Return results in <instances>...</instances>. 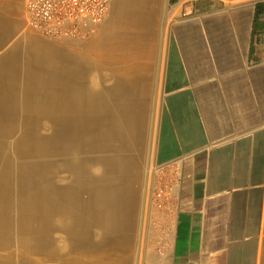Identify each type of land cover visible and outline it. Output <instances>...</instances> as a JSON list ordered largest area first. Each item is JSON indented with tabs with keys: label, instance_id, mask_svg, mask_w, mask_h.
I'll list each match as a JSON object with an SVG mask.
<instances>
[{
	"label": "crops",
	"instance_id": "obj_1",
	"mask_svg": "<svg viewBox=\"0 0 264 264\" xmlns=\"http://www.w3.org/2000/svg\"><path fill=\"white\" fill-rule=\"evenodd\" d=\"M1 28L9 38L0 39V120L11 107L76 100V68L64 70L41 53L31 58L36 42H50L26 26L24 0H0ZM93 33L102 43L94 72L103 77L105 117L101 104L91 105L88 122L90 130L103 123L106 139L102 146L92 138L99 145L88 174L72 175L80 197L70 247L77 251L78 238L88 236L86 251L97 246L104 256L99 264H264V0H111ZM161 55L149 172L172 192L163 210L145 214L143 136L138 161L128 145L136 136L130 113L114 115L136 109L137 92L143 107L150 80L159 83ZM6 121L0 138L11 145L15 130ZM10 155L3 152L1 169ZM8 166L13 172V159ZM55 235L66 243L62 231Z\"/></svg>",
	"mask_w": 264,
	"mask_h": 264
},
{
	"label": "bare ground",
	"instance_id": "obj_2",
	"mask_svg": "<svg viewBox=\"0 0 264 264\" xmlns=\"http://www.w3.org/2000/svg\"><path fill=\"white\" fill-rule=\"evenodd\" d=\"M5 38L8 40L9 32L5 34L1 28L0 39ZM63 39L36 42L28 51L33 54L31 58L41 53L48 57L49 63L63 66L64 70L70 66L78 70L74 75L75 88L80 92L76 94V100L68 102L64 99L62 106L56 107H11L0 120V130L8 128L7 119L10 128L15 130L11 145L0 138V157L4 151L12 152L1 159L3 169L0 168V251L15 249L10 256L0 255V261L5 263L99 264L103 261L104 256L97 246L92 245L86 251L88 236L78 238L77 251L70 247L74 228H77L75 216L77 198L80 197L77 192L73 194L77 182L72 175L88 174L91 165L88 161L93 159L91 154L99 145L92 138L99 139L102 146L106 139L103 123L98 130H90L88 122L91 105L101 104L102 122L105 117L103 92L98 88L103 77L94 72L103 63L101 37L84 44L60 42ZM62 78L69 77L64 75ZM135 94L137 108L118 109L114 116L120 118L130 113L136 136L131 137L128 145L134 146L137 153L134 159L140 161L138 140L142 135L136 124L143 119L144 110L140 104L142 94ZM94 100L101 103H92ZM43 127L47 128L46 132L42 131ZM116 146L122 148L118 140ZM126 149L129 151V147ZM10 159L14 160L13 172L8 171ZM61 173H67L69 178L62 181ZM79 180L87 183L88 177ZM83 189L84 186H80V195L87 192ZM57 231L64 233L66 243L57 240ZM85 256H88L87 260Z\"/></svg>",
	"mask_w": 264,
	"mask_h": 264
},
{
	"label": "built area",
	"instance_id": "obj_3",
	"mask_svg": "<svg viewBox=\"0 0 264 264\" xmlns=\"http://www.w3.org/2000/svg\"><path fill=\"white\" fill-rule=\"evenodd\" d=\"M111 0H24L27 26L49 39L86 37L101 24ZM167 184L156 185L151 193L154 210H163L171 196Z\"/></svg>",
	"mask_w": 264,
	"mask_h": 264
},
{
	"label": "rangeland",
	"instance_id": "obj_4",
	"mask_svg": "<svg viewBox=\"0 0 264 264\" xmlns=\"http://www.w3.org/2000/svg\"><path fill=\"white\" fill-rule=\"evenodd\" d=\"M26 26H27V20H26ZM28 27V26H27ZM31 30V29H30ZM36 33V32H35ZM38 36L50 41V42H54V39H49L46 38L44 36H42L41 34H37ZM95 37V33H91L90 35H87L86 37H72V38H64L63 43H73V44H84V43H90L93 38ZM67 39V40H65ZM62 43V44H63ZM163 56L161 55V60H160V74H159V83H157L156 81V77H154L153 79L150 80V92L148 93V95L145 98V101L143 103V110H144V115H143V119L141 120V125L136 124L139 128L141 133L143 134V140L142 143L144 144V159H143V164L147 167V174H145L146 181L143 185L144 190L141 191V194L143 196V211L145 212V214L149 213L152 210V204H151V193L152 191L155 189L156 184L154 183V181L152 180V173L149 172V170L152 169V165H154V146H155V137H156V126H157V118H158V111H159V102H160V96H161V82H162V78H163ZM133 134H135L133 132ZM139 147L141 146V141H139ZM151 144V149L149 152V155L146 156V151H145V147L148 144ZM144 175V174H143ZM139 206V204H138ZM142 206V205H141ZM146 255V254H145ZM144 255V256H145Z\"/></svg>",
	"mask_w": 264,
	"mask_h": 264
}]
</instances>
